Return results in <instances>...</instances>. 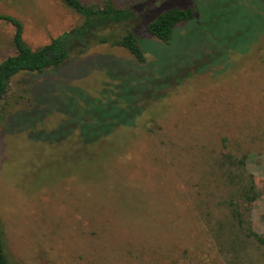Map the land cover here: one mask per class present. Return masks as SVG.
Listing matches in <instances>:
<instances>
[{"label":"rangeland","instance_id":"374dc122","mask_svg":"<svg viewBox=\"0 0 264 264\" xmlns=\"http://www.w3.org/2000/svg\"><path fill=\"white\" fill-rule=\"evenodd\" d=\"M111 2L148 17L172 6L194 14L170 45L137 24L142 66L121 48L91 45L57 69L9 81L0 101L5 257L264 264L226 209L239 185L228 169L244 173L254 200L242 215L264 237V0ZM0 14L21 22L31 49L81 21L57 0H0ZM11 34L0 21V60L13 53ZM226 155L244 156V167H220Z\"/></svg>","mask_w":264,"mask_h":264},{"label":"trees","instance_id":"16d2710c","mask_svg":"<svg viewBox=\"0 0 264 264\" xmlns=\"http://www.w3.org/2000/svg\"><path fill=\"white\" fill-rule=\"evenodd\" d=\"M64 8L77 14L81 21L67 31L51 38L40 48L31 49L22 36V24L9 15L0 14V21L12 27L10 42L13 53L0 60V101L6 93L9 81L21 73L40 74L45 70L57 69L72 56L83 55L91 45H106L125 50L137 65L146 62L143 50L136 37L134 27L143 24V32L155 38L163 45H170L175 28L187 23L193 18L191 7L172 6L147 16L140 15L134 8L114 6L111 0H103L105 8L82 0H57ZM121 32L116 35L115 29ZM115 33V34H114ZM174 75V73H172ZM165 80L162 81L164 85ZM229 155L223 156L220 167H233L236 172L244 167L243 156L232 160ZM235 166V167H234ZM236 168V169H235ZM228 180L239 184L236 191L229 197L227 218L233 228L240 232L245 239L251 240L256 246L264 250V237L251 230L249 223L242 215V204L247 200H254L250 194V184L244 179L245 174H232L228 169ZM264 220V214L262 215ZM0 264H12L5 257L2 249L0 231Z\"/></svg>","mask_w":264,"mask_h":264}]
</instances>
